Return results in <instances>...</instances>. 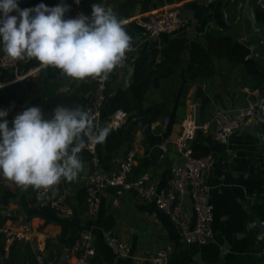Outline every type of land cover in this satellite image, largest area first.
Listing matches in <instances>:
<instances>
[{
  "label": "crops",
  "instance_id": "1",
  "mask_svg": "<svg viewBox=\"0 0 264 264\" xmlns=\"http://www.w3.org/2000/svg\"><path fill=\"white\" fill-rule=\"evenodd\" d=\"M125 1L85 0L83 10L90 16L91 5L99 3L123 19L126 17L118 8ZM41 2L51 7L60 0H20V7ZM172 5H179L190 20L177 33L150 38L140 24L148 11L140 12V6L128 17L130 22L124 24L136 33L134 41L139 45L130 57L129 68L113 74L108 82L102 126H106L112 105L127 91L132 93L135 111L144 112L148 125L141 123L138 113L132 139L125 140L117 152L110 154L111 161L105 160V142L99 144V154L102 167L113 170L127 151L135 150L137 160L131 178L147 173L162 189L168 186L172 167L180 160L173 143L182 133L185 119H195V107L199 105L202 124L208 130H197L192 147L197 155L212 152L216 158L207 177L214 207L213 238L207 244H185L178 222L158 209L153 200L140 199L135 191L118 194L115 187L103 191L100 212L90 218L86 211V177L92 163L85 149L81 154L84 171L79 177L74 181L62 179L49 190L51 197L67 194L74 207V214L69 217L38 203L36 189L31 186L25 189L0 176V224L27 221L34 230L32 242L15 241L10 251H5L4 241H0V264H38L41 248L46 264H70L65 253L86 230L94 235L95 264H154L153 257L160 249L169 251L168 264H216L224 245L229 247L225 264H260L262 241L256 239L254 223L258 218L264 219V129L260 121L264 120V8L255 0H173L156 4L150 10ZM224 36L234 38L249 50V66L234 63L222 50H216L212 73L206 75L202 59L184 54L176 75L151 85L146 95L138 91L134 82L136 68L153 58L161 62L172 40L185 37L208 46L212 37ZM0 87V109L9 111L10 125L16 113L33 106L36 98L48 103L52 111L58 105L71 106L72 99L65 93L76 95L85 105L95 91L93 80L75 81L59 69L41 66L34 58L22 60L11 70L0 68ZM250 106L257 107L258 115L250 117L227 140L215 138L212 118L216 110L235 111ZM149 109L152 119L147 114ZM163 144L169 146L166 153L161 149ZM181 201L194 216L191 197L185 194ZM107 232L125 241L132 249L131 256L117 257L106 240Z\"/></svg>",
  "mask_w": 264,
  "mask_h": 264
},
{
  "label": "clouds",
  "instance_id": "2",
  "mask_svg": "<svg viewBox=\"0 0 264 264\" xmlns=\"http://www.w3.org/2000/svg\"><path fill=\"white\" fill-rule=\"evenodd\" d=\"M70 9L66 0L25 8L20 0H0V52L13 60L34 58L78 82L107 80L125 61L133 37L110 7L94 3L90 16L66 18ZM8 115L0 109V176L25 189L76 180L84 171L82 152L111 132L82 105H58L51 115L38 105L25 107L11 125Z\"/></svg>",
  "mask_w": 264,
  "mask_h": 264
},
{
  "label": "built area",
  "instance_id": "3",
  "mask_svg": "<svg viewBox=\"0 0 264 264\" xmlns=\"http://www.w3.org/2000/svg\"><path fill=\"white\" fill-rule=\"evenodd\" d=\"M85 0H66L71 9L66 13V18H74L81 12L84 13ZM256 4L264 8V0H255ZM85 14V13H84ZM124 24L130 19L123 18ZM140 24L150 38H155L162 33H177L190 24L179 5L154 8L146 13ZM138 43L132 41V49L126 53V59L122 65L115 69L105 81L93 80L95 91L93 97L85 104L84 108L90 110L94 119L102 126V114L108 99V82L113 74L122 73L130 66V57L138 48ZM22 60H13L4 53L0 55V68L11 70L16 68ZM255 114V109L250 107L239 108L235 111L218 109L214 112L212 124L214 136L217 140L228 139L250 117ZM138 116H133L124 109L112 112L106 126L111 130H117L129 122L137 121ZM198 129L208 130L207 125L198 127L192 117L185 119L183 130L174 141L173 148L180 156L178 163L172 167V176L168 186L158 189L149 174H143L131 178V173L136 164L137 152L133 149L126 152L116 169L106 170L102 167L99 154V144L89 145L86 151L91 156L92 170L87 175L86 185V211L90 218H96L100 212L103 191L109 187H115L118 194L125 191H135L140 199L153 200L158 209L168 214L178 222L180 236L185 244H207L214 236L212 223L214 221V207L210 200V186L207 177L213 168L216 158L212 152L203 155L195 154L192 141L195 139ZM164 153L169 151L167 144L161 145ZM188 194L191 197L194 216L186 210L181 197ZM35 199L57 211L64 217L74 214V207L66 193L61 192L55 196H49V190L39 189L35 191ZM253 226V224H251ZM34 230L27 221H9L0 224V241H4V250L10 251L15 241L32 242ZM106 240L117 257H128L132 254L131 247L119 238L115 233L107 232ZM92 231H83L74 241L71 248L65 253V258L70 264H95L93 258L96 254ZM169 251L158 250L154 257V264H168ZM38 264H46L44 249L37 255Z\"/></svg>",
  "mask_w": 264,
  "mask_h": 264
},
{
  "label": "trees",
  "instance_id": "4",
  "mask_svg": "<svg viewBox=\"0 0 264 264\" xmlns=\"http://www.w3.org/2000/svg\"><path fill=\"white\" fill-rule=\"evenodd\" d=\"M171 2H173V0H126L119 5L118 11L121 13V16L128 18L133 15L137 6H140V12L145 13L156 4L163 5ZM126 30L133 37L134 41L136 33L132 29ZM216 50H222L226 57L234 63L246 64L248 66L250 65L247 60L249 50L242 43L230 36L220 38L212 37L208 46H204L198 41H190L185 37H180L172 40L170 46L166 50L164 59L161 62L157 63L153 58L151 61H146L136 68L134 72V82L137 84L138 91L142 95H146L149 92L151 85H157L162 78H168L176 75L179 67L181 66V62L183 61L182 57L184 54H189L202 59L203 73L206 75L211 74L213 66V53ZM64 96L68 99H72V101H69L71 106H85L84 103L72 93H65ZM132 97V93L127 91L112 105L110 112L112 113L115 110L122 108L131 113L133 116H138V113L135 111ZM33 104L40 106L45 114L51 115L52 111L50 110L48 103L41 102L38 98H36L33 100ZM147 114L151 119L153 118L150 109ZM135 125V122H129L120 129L111 130L105 141L106 161H111L110 154H112V152H117L125 140L130 141L132 139L135 131ZM86 153L88 154L90 160V154L87 151Z\"/></svg>",
  "mask_w": 264,
  "mask_h": 264
},
{
  "label": "water",
  "instance_id": "5",
  "mask_svg": "<svg viewBox=\"0 0 264 264\" xmlns=\"http://www.w3.org/2000/svg\"><path fill=\"white\" fill-rule=\"evenodd\" d=\"M263 98H264V96H263ZM195 102H196V99H195ZM138 113H139V116L141 117V123L148 125V118L144 115V112L142 110H140ZM255 115H258L257 107H255ZM195 121H196V125L198 127L202 126V121H201V116H200V106L199 105H196V107H195ZM260 121H261L262 127L264 129V120L260 119ZM262 137H263V142H264V133H263ZM225 140H227V139H225ZM263 148H264V143H263ZM263 153H264V149H263ZM254 228L257 231L256 239L262 241V244L259 246L260 252L258 253V256L261 260L260 264H264V219H262V218L256 219V221L254 223ZM228 248L229 247L227 245H224L222 247V249H220L219 258H218L216 264H225V256L227 254Z\"/></svg>",
  "mask_w": 264,
  "mask_h": 264
}]
</instances>
